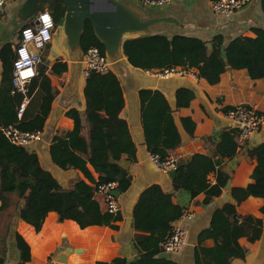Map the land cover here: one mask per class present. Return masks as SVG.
I'll return each instance as SVG.
<instances>
[{
	"label": "trees",
	"instance_id": "trees-1",
	"mask_svg": "<svg viewBox=\"0 0 264 264\" xmlns=\"http://www.w3.org/2000/svg\"><path fill=\"white\" fill-rule=\"evenodd\" d=\"M261 5L264 13V0H261ZM40 10H48L57 26L66 15L65 0H42ZM253 32L255 38H235L225 49L222 36L215 37L212 46L208 47L200 39L179 35L171 40L164 35L127 39L121 48L128 63L143 71L182 69L194 72L209 85H216L230 67L234 70H246L250 79L260 80L264 79V29L255 28ZM93 47L98 48L107 58L106 46L97 37L91 21L87 20L81 35L80 49L86 53ZM8 52H11L10 48ZM223 52L225 56L222 55ZM10 55L6 59L2 57L4 63L11 60ZM13 61L11 60L12 69ZM12 69L4 72L2 78L0 126L17 124L23 131H45L58 93L46 74L47 67L40 69L38 77L28 87L29 102L21 120L18 119V108L24 97L12 94ZM65 70L66 66L61 62L52 67L55 74ZM84 95V114L77 109L66 113L74 122V129L69 137L54 138L61 145H72L74 151H50L56 167L65 172L79 171L89 181L86 183L83 179H77L70 187L69 192L78 206L65 211L62 197L64 190L51 172L42 169L38 154L30 151L29 147L12 145L0 131V215L10 208V196L16 195L23 203L18 210L20 219L33 227L36 233L42 230L50 212L58 215V222L72 220L80 229L91 226L118 228L115 225L117 216L102 209L95 199V187L116 182L120 194H125L132 186L131 174L120 166L123 156L135 160L137 152L128 123L120 117L126 104L123 89L114 72L92 73L86 78ZM194 98L193 90L180 88L176 95V110H173L160 91H140L141 119L150 153L166 157L173 148L181 144L173 113L189 107ZM228 110L230 109L225 112ZM83 117L87 127L83 124ZM181 122L188 135L193 136L195 123L192 119L182 118ZM238 132V129L233 128L222 132L219 139H206L215 145L212 154H196L187 161H179L174 180L175 190L186 191L193 199L205 194L204 204H211L220 197L231 180L223 166L225 161L233 159L237 154ZM253 157L257 160L251 177L254 182L246 187L232 188L236 204L216 209L195 249V264H213V257L231 258L238 245V234L246 237L250 243L261 238L262 222L252 216L243 217L237 212V207L250 197L264 199V145L257 149ZM89 164L99 175L97 180L91 173ZM211 174L216 175L214 184L209 180ZM182 212L183 209L174 205L171 195L165 193L159 185L150 186L141 195L133 215L135 230L147 234L140 258L133 262L117 258L110 263L97 264H178L160 257L163 253L161 244L169 236L161 227L162 224L169 223L168 219L178 220ZM217 236L222 238V245L214 249L201 247L202 242ZM15 239L20 252L18 264H26L31 260L30 247L19 234ZM4 262L5 256L0 258V264ZM226 264L233 263L229 260Z\"/></svg>",
	"mask_w": 264,
	"mask_h": 264
},
{
	"label": "crops",
	"instance_id": "crops-1",
	"mask_svg": "<svg viewBox=\"0 0 264 264\" xmlns=\"http://www.w3.org/2000/svg\"><path fill=\"white\" fill-rule=\"evenodd\" d=\"M117 1L131 19L128 24L132 25L134 31H128L129 33L124 35L116 52L107 50V58L111 64L110 71L118 76L124 93L126 104L120 117L128 123L137 150L135 160L128 156L122 157V161L130 162L128 173L132 176V186L118 198L120 212L115 223L118 228L91 226L80 229L72 220L58 222V215L50 212L42 230L36 233L33 227L20 219L18 210L23 203L16 195H11L10 208L0 215V258L5 256L4 264L19 262L20 252L15 242L17 234L30 247L31 260L26 264H97L110 263L117 258H124L128 262L138 260L147 234L135 230L134 209L143 192L152 185H159L165 193L171 195L174 205L183 211L187 209L194 213V219L183 223L188 230L185 247L167 260H173L178 264H195V249L198 247L200 236L209 227L214 212L220 207L215 200L211 204H204L205 194L193 199L186 191H176L174 181L169 175L160 172L150 161V151L146 145L141 119L139 93L146 89L160 91L171 108L176 110L177 91L180 88L194 91L195 98L190 106L175 111L179 113L180 119L190 118L195 123L194 134L189 135L190 140L170 151L180 156L179 161H187L196 154L209 155L214 152V143L206 139H219L222 132L235 128V124L225 115L226 109L239 105H258L260 111L264 113V79L252 80L246 70L231 68L229 71L228 67L216 85H209L204 79L198 77L194 79L191 76L163 79L156 77L153 74L155 71L133 68L121 48L127 39L164 35L171 40L179 35L200 39L210 46L215 37L222 36L225 49L231 40L238 37L255 38L253 29H264L261 0H250L246 8L232 17L215 14L211 9L214 0H175L162 8L147 7L141 0ZM26 2L27 0H15L0 10V89L4 72L12 69L11 60L15 59V48L19 43L21 29L32 25L41 12L39 5L34 15H25L22 9ZM99 15L105 17V22L108 21L104 29L111 40L121 27L115 21L117 14L100 8ZM8 48L11 50L10 53ZM8 55L11 60L4 63L2 57L6 59ZM222 55L225 56L224 52ZM58 62L63 63L66 70L55 74L52 67ZM42 67H47L46 74L58 93L44 131V139L31 145L29 150L38 154L42 169L51 172L62 189L69 191L75 180L83 179L86 183L89 181L79 171L60 170L54 165L50 155L51 149L61 152L74 151L72 145H61L54 141V138L67 139L73 131L74 122L66 116L69 110L77 109L83 115L86 108L84 95L86 78L83 75L85 53L69 41L66 15L56 26L53 41L44 52L39 72ZM56 108L62 109V116L53 124L52 115ZM82 121L87 127L85 117ZM236 140L239 145L237 154L233 159L225 161L223 166V170L231 176V189L246 187L254 182L251 177L257 160L253 154L264 145V127L246 142H242L239 135ZM88 166L97 180L99 175L91 164ZM209 180L214 184L216 175H209ZM95 199L105 210L102 198L95 195ZM1 205L0 202V207ZM237 212L243 217L252 216L262 222L261 238L250 243L246 237L238 234L236 236L238 245L231 258L213 257V264H226L229 260L233 264H264V199L250 197L237 207ZM168 222L161 227L168 233L174 225L181 223L179 219H168ZM222 243V238L217 236L202 242L201 247L214 249ZM60 259L62 261L59 262Z\"/></svg>",
	"mask_w": 264,
	"mask_h": 264
},
{
	"label": "built area",
	"instance_id": "built-area-1",
	"mask_svg": "<svg viewBox=\"0 0 264 264\" xmlns=\"http://www.w3.org/2000/svg\"><path fill=\"white\" fill-rule=\"evenodd\" d=\"M15 0H0V10L8 3ZM175 0H142L143 5L147 7L162 8ZM250 0H214L211 4L212 11L217 15L232 17L239 11L247 7ZM56 24L49 11H42L36 17L34 23L25 26L19 34V43L15 48V59L12 69V94H21L24 98L18 108V119L23 117L26 106L29 102L28 87L32 81L38 77L39 66L43 63L44 52L51 44L54 38ZM111 64L96 47L90 48L85 53V69L83 75L85 78L92 73L106 74L110 71ZM156 77L163 79L170 77L191 76L197 79L192 71L182 69H166L155 71ZM226 117L233 124H238L239 139L242 142L248 141L255 133L264 127V113L260 111L258 105H239L226 112ZM0 131L6 139L17 147H30L41 142L44 139V131L27 132L21 130L18 125L0 126ZM150 161L162 173L168 174L177 170L180 156L169 153L166 157L150 153ZM118 191V183L109 182L99 184L95 187V195L102 198L106 210L117 216L120 212L118 199L115 192ZM192 211L185 209L179 218L181 223L174 225L167 239L161 244L164 253L171 255L179 253L186 245L188 230L183 223L194 219ZM54 264V263H53Z\"/></svg>",
	"mask_w": 264,
	"mask_h": 264
},
{
	"label": "water",
	"instance_id": "water-1",
	"mask_svg": "<svg viewBox=\"0 0 264 264\" xmlns=\"http://www.w3.org/2000/svg\"><path fill=\"white\" fill-rule=\"evenodd\" d=\"M42 0H27L25 5L23 6V12L27 16H32L36 13L41 4ZM66 4V22H67V30L69 41L73 43V45L78 46L80 48L81 43V35L84 30V25L87 20L91 21L94 31L97 37L104 43L106 46V50L110 52H116L117 47L125 34L129 33L128 31H134L132 29V25L130 23L131 19L126 15V11L119 4L117 0H65ZM104 8L107 11L116 12V23H119L121 27L118 29L116 33H114L113 38L110 40L106 34V30L104 26L107 25L108 21L105 22V17H101L99 15V9ZM119 17V18H118ZM118 18V19H117ZM124 23H122V22ZM138 24V23H134ZM208 47H211L208 44ZM231 71V68H228ZM62 116V109L56 108L52 115L53 124L56 123L60 117ZM174 123L179 132L181 143L186 144L190 140V136L185 131L184 126L181 122L180 116L178 112L173 113ZM235 128H239L238 124L234 125ZM120 166L126 172L130 170V162L129 161H121ZM177 170H173L168 173L169 177L172 181L175 180ZM120 192L116 191L115 196L118 199L120 197ZM62 197L64 199V209L65 211L71 210L78 206L77 202L71 196L69 191L62 192ZM217 205L220 208L225 207L226 205H235V201L232 196L231 182L228 181L225 186L224 193L218 197L216 200ZM164 259H170L172 255L170 253L162 254L161 256ZM62 261L61 259L59 262Z\"/></svg>",
	"mask_w": 264,
	"mask_h": 264
}]
</instances>
